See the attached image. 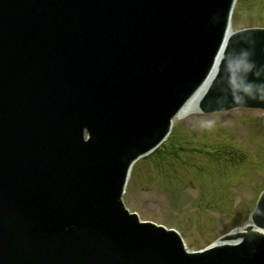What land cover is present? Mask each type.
Here are the masks:
<instances>
[{"label":"water","instance_id":"obj_1","mask_svg":"<svg viewBox=\"0 0 264 264\" xmlns=\"http://www.w3.org/2000/svg\"><path fill=\"white\" fill-rule=\"evenodd\" d=\"M232 2L0 0V264H264V193L241 243L196 253L121 202L210 74ZM245 51L264 83V29L236 32L204 111L264 109L229 83Z\"/></svg>","mask_w":264,"mask_h":264},{"label":"rangeland","instance_id":"obj_2","mask_svg":"<svg viewBox=\"0 0 264 264\" xmlns=\"http://www.w3.org/2000/svg\"><path fill=\"white\" fill-rule=\"evenodd\" d=\"M259 26H264V0H239L234 30ZM262 114L234 109L177 120L159 153L135 164L127 206L144 219L180 228L190 249L247 221L264 188ZM210 119L214 127L201 128Z\"/></svg>","mask_w":264,"mask_h":264},{"label":"clouds","instance_id":"obj_3","mask_svg":"<svg viewBox=\"0 0 264 264\" xmlns=\"http://www.w3.org/2000/svg\"><path fill=\"white\" fill-rule=\"evenodd\" d=\"M255 65L249 60V53L243 52L239 57L234 61L230 62L228 65V70L230 72L229 83L234 91V93L243 92L249 97L258 98L261 101H264V83L257 84L254 81H250L247 76L249 73H252ZM257 76L260 75L259 72L255 73ZM257 93L259 96L257 97ZM235 99L238 102L243 101V97L236 95ZM215 125V121L204 120L201 122V128L212 129Z\"/></svg>","mask_w":264,"mask_h":264},{"label":"bare ground","instance_id":"obj_4","mask_svg":"<svg viewBox=\"0 0 264 264\" xmlns=\"http://www.w3.org/2000/svg\"><path fill=\"white\" fill-rule=\"evenodd\" d=\"M209 84V81L205 82L195 93L194 95L185 103V105L182 107V109L180 110V112L178 113V115L175 118L176 120L179 119H183L195 112L199 111V102L202 98V96L205 94L206 90H207V86ZM250 222V220L245 224L247 225ZM242 229H244V226H241L237 229V231H241ZM225 241L228 240H217L216 243L221 244L222 242L226 243ZM229 242H233L232 240H230Z\"/></svg>","mask_w":264,"mask_h":264}]
</instances>
